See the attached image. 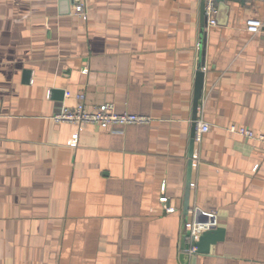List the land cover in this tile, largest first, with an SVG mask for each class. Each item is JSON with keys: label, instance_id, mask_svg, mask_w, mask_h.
I'll return each mask as SVG.
<instances>
[{"label": "crops", "instance_id": "1", "mask_svg": "<svg viewBox=\"0 0 264 264\" xmlns=\"http://www.w3.org/2000/svg\"><path fill=\"white\" fill-rule=\"evenodd\" d=\"M224 2L205 27L200 0H0V264H264V143L227 130L264 134V2ZM80 93L151 120L53 121ZM193 207L224 229L207 254L181 250Z\"/></svg>", "mask_w": 264, "mask_h": 264}, {"label": "built area", "instance_id": "2", "mask_svg": "<svg viewBox=\"0 0 264 264\" xmlns=\"http://www.w3.org/2000/svg\"><path fill=\"white\" fill-rule=\"evenodd\" d=\"M221 0H203V11L206 18L205 27L214 26L217 24L218 16V2ZM251 1V0H250ZM264 2V0H262ZM74 13L83 19H86V12L84 5L79 3L74 10ZM77 103L74 107H62L59 112L51 116L52 120L61 123H75L78 125L92 123L101 127L108 128L116 133L122 132V127L128 124H142L148 123L151 118L148 115H139L129 112H117L114 104L111 102H104L94 107H88L84 103V95H77ZM200 113V107L197 106V114ZM210 130L209 123L202 120L201 116H196L195 129L193 135L194 151L192 154V168L195 165L196 159L195 146H198L202 140L204 133ZM227 130L231 133L239 134L245 138H252L264 143V134L255 133L249 128L239 127L234 124L228 126ZM78 134L74 133L71 137L70 144L74 146L77 141ZM194 184L190 182V186ZM161 201H165V197L160 198ZM167 211H171V208H167ZM217 226L216 214L213 211L202 210L198 207H193L185 216L182 222V229L186 239L189 241V248H185L184 251L192 253L194 247L191 242L197 239L198 235L202 231Z\"/></svg>", "mask_w": 264, "mask_h": 264}, {"label": "water", "instance_id": "3", "mask_svg": "<svg viewBox=\"0 0 264 264\" xmlns=\"http://www.w3.org/2000/svg\"><path fill=\"white\" fill-rule=\"evenodd\" d=\"M236 1H244V0H236ZM221 9H225V10L227 9V5L224 2V0H221L218 2V11H220ZM200 21L203 26L206 25V18L204 16V11H203V0H200ZM203 38H204V35L202 37V41H203ZM201 52H202V49H201ZM202 87H203V72L201 70H198L195 76L193 113H192V131H191L189 155H188V162H187V169H186L187 187L190 186V182H191L192 154L194 151L193 135H194V129H195V120L197 116V106H198V101L202 93ZM188 208H189L188 199L186 198L184 202V211L187 212ZM223 237H224V229L219 226L212 227L210 229L202 231L201 234L198 235L197 239H194L191 242L192 247L195 248L194 251L192 252V255L209 253L210 246L216 243L217 241H221ZM185 241H186V237L185 235H183L182 241H181L182 251H184L185 249ZM180 258H181V261L184 262L186 258L185 254L182 253Z\"/></svg>", "mask_w": 264, "mask_h": 264}]
</instances>
